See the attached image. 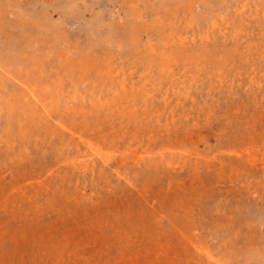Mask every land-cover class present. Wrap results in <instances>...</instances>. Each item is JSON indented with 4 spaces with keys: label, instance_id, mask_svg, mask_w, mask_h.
<instances>
[{
    "label": "rangeland",
    "instance_id": "1",
    "mask_svg": "<svg viewBox=\"0 0 264 264\" xmlns=\"http://www.w3.org/2000/svg\"><path fill=\"white\" fill-rule=\"evenodd\" d=\"M0 264H264V0H0Z\"/></svg>",
    "mask_w": 264,
    "mask_h": 264
}]
</instances>
